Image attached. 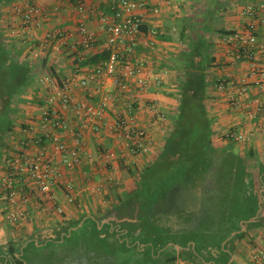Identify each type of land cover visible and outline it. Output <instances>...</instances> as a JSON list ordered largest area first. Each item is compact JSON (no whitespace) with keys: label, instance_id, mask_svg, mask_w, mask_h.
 Masks as SVG:
<instances>
[{"label":"crops","instance_id":"1","mask_svg":"<svg viewBox=\"0 0 264 264\" xmlns=\"http://www.w3.org/2000/svg\"><path fill=\"white\" fill-rule=\"evenodd\" d=\"M5 1L3 0L0 5L2 39L11 56L29 67L30 78L27 85L14 95L10 103L12 125L5 137L7 139L4 141L5 148L0 151V179L5 171L6 155L14 151L16 143L24 135L20 131L21 127L38 113L39 103L50 91L43 79L48 75L56 81L60 80L65 74L74 71L77 66L87 70L95 63L90 62L91 58L100 57L101 53L105 52L104 33L98 27V13L99 11L110 13L109 5L115 0H83L89 8L86 25L95 31L97 44L91 50L81 49L82 59L77 58L76 49L79 47H71V43L77 39L78 15L74 9L77 0H38L51 10L44 19L42 28L37 31V36L41 37L47 28L62 29L69 34V43L63 45L55 40L57 46L52 45L53 47L47 48L37 59L28 54L27 44L12 41L7 37L6 26L14 19V15L10 5ZM144 1V6L139 9L142 34L137 52L144 55L152 71L160 73L163 78L161 88L155 91L151 87L145 93V97L158 100L167 113L164 131L151 129L153 142L149 152L137 155L135 163L128 164L126 158L118 157L121 151L126 154L128 146L126 141L119 140L106 130L98 133L85 130L82 161L73 170H65L62 179V182H72L73 201H67L61 186H57L54 188L56 197L54 208L36 209L34 201L36 198L33 197L28 204H25L31 216L22 223L13 225L4 219L2 208L5 205V198L0 188V264H40L43 259L53 260L66 256L64 248L68 246L63 244L72 240L74 231L83 221L88 222L89 219L94 218L99 222L98 227H100L108 221L121 222L128 219L127 216L118 217L113 207L121 204L125 199V193L134 189L138 171L152 163L160 153L178 113L180 79L186 72L188 58H196L197 53L207 58L208 63L204 70L207 81L205 105L211 123L213 146L242 159L246 170L255 161L262 162L264 166L262 134H257L244 143H238L225 136L230 128L253 129L259 116L249 118L241 109L232 106L230 101L235 96L234 87L238 80L248 73L249 63L240 59L231 63L222 42L226 33L244 29L252 21V16L244 13L246 6L252 5L264 18V0ZM151 30H156V33H150ZM258 38L264 43V23L258 27ZM29 58L32 59L31 62H28ZM226 76L230 77L226 89L218 90L217 83ZM106 85L109 90L112 89L110 83ZM83 96L84 92L79 90L77 97ZM108 96L113 100L116 95L115 92L110 91ZM245 97L246 100L259 98L264 104V89L251 85ZM123 103L122 99H118L115 104L112 105V102L108 104L109 107L105 110L108 124L114 120L112 114L114 110L124 111ZM262 113L264 114V111ZM65 116L70 127H74L78 122V117L72 110H67ZM139 121L141 124L147 123L145 118H140ZM66 139L69 144L72 143L68 135ZM228 142L235 143L240 150L233 148L235 151H231L225 148ZM105 150L113 151L116 155V158L107 165H104L101 158V153ZM210 173L212 178L206 186L198 187L191 193H184L182 189L179 191L181 198L188 201L199 199V206L201 204L207 211L206 215L211 218L209 222L216 223L219 221L216 220L219 217L217 209L220 206H228L226 199H221V192H228L230 186L219 183L218 171H210ZM109 177L114 179L113 182L109 181ZM99 183L102 184V188L93 189L92 186ZM262 190L263 188H260V191ZM180 202L185 201L180 200ZM56 206H61L63 212L58 213ZM107 212L109 214L105 216ZM239 222L243 223L244 220ZM255 228H245V225H242L241 230H246L241 237H235L237 231H233L220 243L218 235H215V239H212L215 241L205 245L201 240L205 239L206 235H210L209 233L202 237L198 235L196 227H173L166 235L167 242L161 249V254L169 250L170 254L166 256H174V259L182 264H249L250 254L256 247H264V224L257 227L258 231L253 233ZM138 234L139 230L132 235ZM137 246L142 249L143 245L137 242Z\"/></svg>","mask_w":264,"mask_h":264},{"label":"built area","instance_id":"2","mask_svg":"<svg viewBox=\"0 0 264 264\" xmlns=\"http://www.w3.org/2000/svg\"><path fill=\"white\" fill-rule=\"evenodd\" d=\"M5 2L14 15L6 26L7 37L27 44L32 58L37 59L47 48L57 46L55 40L63 45L69 43V34L62 29L47 28L41 37L37 36L50 7L38 0ZM144 4V0H115L109 5L110 13L99 11L98 27L104 33L107 57L93 63L87 70L77 66L60 80L48 75L43 79L50 91L39 103L38 113L21 127L23 137L4 160L5 171L0 179V188L5 198L2 213L8 223L16 225L29 219L31 214L25 204L33 197L36 198V209H53L56 201L54 188L57 186H61L67 201H73L72 182H62V179L65 170H73L82 161L85 130L94 133L106 130L126 141V154L121 151L118 157L126 158L128 164L135 163L137 155L149 152L153 142L151 129L164 131L167 113L158 100L145 97L151 87L155 91L161 88L163 78L160 73L152 71L148 59L137 52L142 34L139 9ZM74 9L78 15L77 39L71 47H79L76 49L77 58L82 59L80 50L94 48L97 35L86 25L89 8L85 2L77 0ZM244 13L251 15L252 21L244 29L228 32L222 38L231 63L239 59L249 63V71L238 80L234 87L235 96L230 102L249 118L259 116L253 129L234 127L226 132L228 139L238 143L247 142L257 134L264 136V104L259 98L246 100L245 97L251 85L264 89V43L258 38V27L264 23V18L252 5L246 6ZM150 33L154 34L156 30ZM229 78H221L217 89H226ZM107 83L111 84V90ZM79 90L84 92L82 98L77 97ZM110 91L115 92L113 100L108 96ZM118 99L123 100L124 111L114 110V120L108 124L105 110L108 104L112 102L113 105ZM67 110H72L78 117L74 127L69 126L65 116ZM140 118H145L147 123L141 124ZM67 135L72 140L71 144L66 141ZM101 156L104 165L116 158L110 150L103 151ZM113 180L109 177V181ZM92 187L99 190L102 184ZM55 209L58 213L63 212L61 206ZM166 264L182 263L174 259ZM249 264H264V247H256L250 254Z\"/></svg>","mask_w":264,"mask_h":264},{"label":"trees","instance_id":"3","mask_svg":"<svg viewBox=\"0 0 264 264\" xmlns=\"http://www.w3.org/2000/svg\"><path fill=\"white\" fill-rule=\"evenodd\" d=\"M197 55L188 58L186 72L180 79L178 113L160 153L138 171L134 189L125 193L121 204L113 207L118 217L128 219L108 221L100 227L94 218L83 221L68 241L83 245L93 252V257L114 258L116 264H160L174 260L171 255L164 259L161 256L166 235L173 227H196L202 237L217 234L220 243L233 231H237L235 237H241L246 230H241L242 225L250 228L264 224V166L255 161L246 170L242 159L213 146L205 105L204 70L208 63L201 53ZM106 57L105 51L90 62ZM29 78V67L11 56L0 32V144L11 130L12 98L23 90ZM210 171H218L219 183L230 186L228 192H221V199L225 198L228 206L217 209L216 223L209 222L211 218L205 209H198L178 194L180 189L191 193L206 186L212 178ZM137 230L139 234L132 235ZM137 242L143 245L142 249Z\"/></svg>","mask_w":264,"mask_h":264},{"label":"rangeland","instance_id":"4","mask_svg":"<svg viewBox=\"0 0 264 264\" xmlns=\"http://www.w3.org/2000/svg\"><path fill=\"white\" fill-rule=\"evenodd\" d=\"M28 60H29L28 62L32 61V59H30V58ZM32 117H34V116H32ZM5 137H7V135H5ZM5 137L3 138L2 143L0 144V151H2L3 148H5L6 142L4 143V141H7V139ZM219 140L221 141L222 139H219ZM226 145L227 146L225 148H227L231 151H235V149H233V148H236L237 151L240 150V148H238L239 146L236 145L235 143H229L228 142ZM238 168L240 169V167H238ZM136 180L137 179H135V182H136ZM178 194L180 195V191L178 192ZM180 197H182V196L180 195ZM189 200H190L189 204L196 205L198 207V209H204V207L201 204L199 206V203H198L199 199H196V200L189 199ZM74 226H76V224H74ZM257 227H259V226H257ZM256 228L254 229L253 233H256V231H258V229H256ZM259 229H261V228H259ZM257 234H260V232H257ZM215 235H217V234L212 233L210 235H206L207 237H205V239H202L201 243L202 244L204 243L205 245L213 243L215 240H212V239H215ZM194 236H196V234H194ZM76 241H77V238H76ZM63 245L68 246V247L64 248L65 252H66L65 253L66 256L57 257L56 259H53V260L52 259L50 260L48 258L43 259L40 262V264H116V262H117L114 258H107L105 256L104 257L98 256L96 258H95V256L93 257V255H92L93 252L85 249L83 247V245H80L78 242H76V243L67 242V243H64ZM255 246H256V243H255ZM169 254H170L169 250L164 251L162 253V258L164 259L166 257V255H169ZM69 256H73V257L69 258ZM118 259L120 260V258H118Z\"/></svg>","mask_w":264,"mask_h":264}]
</instances>
